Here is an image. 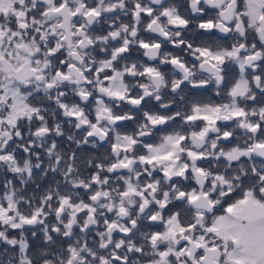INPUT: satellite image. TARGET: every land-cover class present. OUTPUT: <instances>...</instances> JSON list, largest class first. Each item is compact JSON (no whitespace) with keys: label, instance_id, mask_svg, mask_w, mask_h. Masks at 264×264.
Segmentation results:
<instances>
[{"label":"snow or ice","instance_id":"1","mask_svg":"<svg viewBox=\"0 0 264 264\" xmlns=\"http://www.w3.org/2000/svg\"><path fill=\"white\" fill-rule=\"evenodd\" d=\"M0 264H264V0H0Z\"/></svg>","mask_w":264,"mask_h":264}]
</instances>
